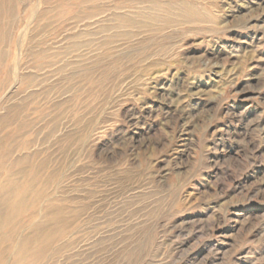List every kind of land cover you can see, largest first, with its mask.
Returning a JSON list of instances; mask_svg holds the SVG:
<instances>
[{
  "label": "rangeland",
  "instance_id": "obj_1",
  "mask_svg": "<svg viewBox=\"0 0 264 264\" xmlns=\"http://www.w3.org/2000/svg\"><path fill=\"white\" fill-rule=\"evenodd\" d=\"M0 5V262L264 264V0Z\"/></svg>",
  "mask_w": 264,
  "mask_h": 264
},
{
  "label": "bare ground",
  "instance_id": "obj_2",
  "mask_svg": "<svg viewBox=\"0 0 264 264\" xmlns=\"http://www.w3.org/2000/svg\"><path fill=\"white\" fill-rule=\"evenodd\" d=\"M1 6V5H0ZM169 7V6H168ZM63 12V11H62ZM178 14V13H177ZM150 16V15H149ZM120 20V19H119ZM20 54V53H19ZM41 57V56H40ZM39 58V57H38ZM38 63V62H37ZM40 63V62H39ZM43 63V62H41ZM13 68V67H12ZM13 71V70H12ZM17 74V73H16ZM18 78V77H16ZM16 82V81H15ZM13 88V87H12ZM16 88V87H15ZM28 89V88H27ZM8 91V89H7ZM6 92V91H5ZM4 94V93H3ZM2 94V95H3ZM14 94V93H13ZM1 95V96H2ZM9 95V94H8ZM24 117V116H23ZM28 148V147H27ZM29 149V148H28ZM30 156V155H29ZM28 157V156H27ZM30 158V157H29ZM8 165V164H7ZM37 166V165H36ZM19 168V167H18ZM39 168V167H38ZM19 170V169H18ZM22 170V169H21ZM36 171V170H35ZM26 173V172H25ZM19 176V175H18ZM34 178V177H33ZM38 180V179H37ZM19 181V180H17ZM35 181V180H34ZM17 183L15 181H11L10 182V187H6V184H2V186H0V198H1V202H0V223L2 224V226L6 227L5 225H9L7 223V218H9L13 212H19L21 210V200H17L16 197H15V193L17 192ZM5 208L7 209L5 211ZM51 213L55 214L56 212L53 210ZM40 216V215H39ZM32 223V222H31ZM63 225V224H62ZM24 228V227H23ZM21 230V229H20ZM9 233V232H8ZM40 234V233H39ZM20 235V234H19ZM3 238H6V233H4V237ZM5 242V241H3ZM19 246L20 244H22V248H24L26 245L29 247L32 242H31V239L30 237H23L20 241H19ZM8 251V248L4 249V252ZM16 254V253H15ZM22 256L19 255L18 256V259H20V257ZM3 259H1V262L0 264H4L2 262Z\"/></svg>",
  "mask_w": 264,
  "mask_h": 264
}]
</instances>
